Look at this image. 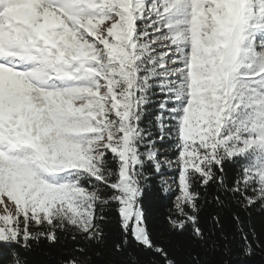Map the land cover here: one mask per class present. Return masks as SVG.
<instances>
[{"label": "snow or ice", "instance_id": "6c2138e0", "mask_svg": "<svg viewBox=\"0 0 264 264\" xmlns=\"http://www.w3.org/2000/svg\"><path fill=\"white\" fill-rule=\"evenodd\" d=\"M0 264H264V0H0Z\"/></svg>", "mask_w": 264, "mask_h": 264}, {"label": "rangeland", "instance_id": "374dc122", "mask_svg": "<svg viewBox=\"0 0 264 264\" xmlns=\"http://www.w3.org/2000/svg\"><path fill=\"white\" fill-rule=\"evenodd\" d=\"M3 214V212H2V210H0V215H2Z\"/></svg>", "mask_w": 264, "mask_h": 264}]
</instances>
